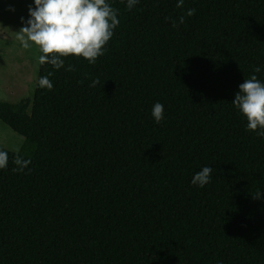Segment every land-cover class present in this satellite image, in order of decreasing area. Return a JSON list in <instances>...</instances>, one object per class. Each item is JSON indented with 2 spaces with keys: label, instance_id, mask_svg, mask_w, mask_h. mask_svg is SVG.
Returning a JSON list of instances; mask_svg holds the SVG:
<instances>
[{
  "label": "trees",
  "instance_id": "1",
  "mask_svg": "<svg viewBox=\"0 0 264 264\" xmlns=\"http://www.w3.org/2000/svg\"><path fill=\"white\" fill-rule=\"evenodd\" d=\"M111 2L104 56L65 57L52 90L0 102L24 139L0 147V264H264V139L231 104L264 81V0Z\"/></svg>",
  "mask_w": 264,
  "mask_h": 264
},
{
  "label": "clouds",
  "instance_id": "2",
  "mask_svg": "<svg viewBox=\"0 0 264 264\" xmlns=\"http://www.w3.org/2000/svg\"><path fill=\"white\" fill-rule=\"evenodd\" d=\"M121 3L132 10L140 0H121ZM182 4L183 0H177L178 6ZM8 10L15 11L11 6ZM195 11L190 9L187 15H194ZM20 19L22 27L16 32L20 46L29 49L35 45L40 53L39 64H48L53 69L36 80L37 87L47 90L53 89L50 77L65 67V57H80L88 64H95L97 58L104 56L108 51L106 45L120 24L119 10L112 6L111 0H32L27 18ZM65 70L72 71L73 67L69 65ZM253 72L259 73L261 68L257 66ZM97 83L94 81L93 86ZM231 104L245 119V130L264 139V81L255 74L243 79ZM151 117L157 124L165 119L162 103L153 104ZM13 163L14 172H23L31 161L16 156ZM8 164V153L0 150V170ZM212 172V167H202L192 175L190 184L205 187Z\"/></svg>",
  "mask_w": 264,
  "mask_h": 264
},
{
  "label": "rangeland",
  "instance_id": "3",
  "mask_svg": "<svg viewBox=\"0 0 264 264\" xmlns=\"http://www.w3.org/2000/svg\"><path fill=\"white\" fill-rule=\"evenodd\" d=\"M32 0H0V102L17 105L32 102L39 71L38 48L20 46L16 32L27 18ZM9 6L15 11H9ZM24 139L0 121V147L17 153Z\"/></svg>",
  "mask_w": 264,
  "mask_h": 264
}]
</instances>
